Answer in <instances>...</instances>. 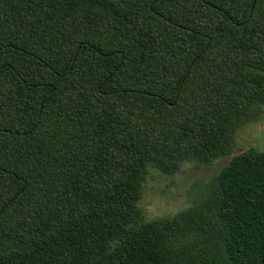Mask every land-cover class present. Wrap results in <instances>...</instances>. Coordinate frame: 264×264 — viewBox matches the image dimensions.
<instances>
[{"label":"trees","instance_id":"1","mask_svg":"<svg viewBox=\"0 0 264 264\" xmlns=\"http://www.w3.org/2000/svg\"><path fill=\"white\" fill-rule=\"evenodd\" d=\"M262 106L264 0H0V264H264V152L139 207Z\"/></svg>","mask_w":264,"mask_h":264},{"label":"rangeland","instance_id":"2","mask_svg":"<svg viewBox=\"0 0 264 264\" xmlns=\"http://www.w3.org/2000/svg\"><path fill=\"white\" fill-rule=\"evenodd\" d=\"M250 149L264 152V106L259 115L246 121L235 133L231 153L212 165L186 161L174 175L150 168L139 207L147 222L173 218L204 202L211 185L231 160Z\"/></svg>","mask_w":264,"mask_h":264}]
</instances>
